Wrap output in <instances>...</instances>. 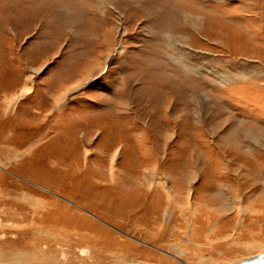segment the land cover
I'll list each match as a JSON object with an SVG mask.
<instances>
[{"label": "rangeland", "instance_id": "1", "mask_svg": "<svg viewBox=\"0 0 264 264\" xmlns=\"http://www.w3.org/2000/svg\"><path fill=\"white\" fill-rule=\"evenodd\" d=\"M258 255L264 0H0V264Z\"/></svg>", "mask_w": 264, "mask_h": 264}, {"label": "bare ground", "instance_id": "2", "mask_svg": "<svg viewBox=\"0 0 264 264\" xmlns=\"http://www.w3.org/2000/svg\"><path fill=\"white\" fill-rule=\"evenodd\" d=\"M26 92H29V89L27 88V87H24L23 89H22V91H21V93H19V94H16L14 97H12V99L10 100V102L12 101V100H14L15 102H17V100H18V98H20L22 95H24V93H26ZM60 99V98H59ZM5 100V99H4ZM8 110V109H7ZM9 111V110H8ZM150 181V180H149ZM159 183H161L162 184V191L166 194V196H167V198H168V200H173V195H172V193H171V191H170V187H168V184L166 183V182H157L156 184H155V182L153 181V182H151L150 183V188H153L154 186L156 187V186H158V184ZM173 188V186L171 187V189ZM134 194H137V193H135L134 192ZM190 195V194H189ZM137 196H138V194H137ZM151 196V195H150ZM192 195H190V197H191ZM132 202V201H131ZM134 202V201H133ZM136 202V201H135ZM137 203V202H136ZM189 204H191V202H188ZM254 258H258L259 259V262L262 264L263 262H264V255H258V256H255ZM239 263H241V262H236L235 264H239ZM134 264V263H133ZM139 264V263H138ZM241 264H243V262L241 263Z\"/></svg>", "mask_w": 264, "mask_h": 264}, {"label": "water", "instance_id": "3", "mask_svg": "<svg viewBox=\"0 0 264 264\" xmlns=\"http://www.w3.org/2000/svg\"><path fill=\"white\" fill-rule=\"evenodd\" d=\"M245 264H260L259 260L254 259V260H249L248 262L245 261Z\"/></svg>", "mask_w": 264, "mask_h": 264}]
</instances>
